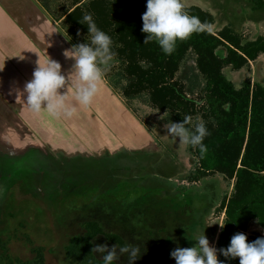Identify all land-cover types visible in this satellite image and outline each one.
Segmentation results:
<instances>
[{
  "label": "rangeland",
  "instance_id": "obj_1",
  "mask_svg": "<svg viewBox=\"0 0 264 264\" xmlns=\"http://www.w3.org/2000/svg\"><path fill=\"white\" fill-rule=\"evenodd\" d=\"M77 1L40 2H49L60 15ZM82 3L76 13L80 14L63 26L67 32L75 28L82 35L79 39L87 42V25L79 22L87 13L110 36L115 56L97 93L104 100L96 97L82 106L75 100L76 91L69 90L73 100L69 106L76 108L71 117L28 110V120L20 128L11 126L13 134L1 135L0 154L12 156L13 152L24 153L31 144L43 146L42 152L31 150L25 156L2 158L6 161L0 166L2 238L14 256L26 259L32 256L26 239L30 237L46 248L47 264H69L64 246L71 236L83 232L81 224L87 220H98L105 231L138 245L141 255L135 264H176L170 253L177 247H192L195 234L203 229L210 246L222 248L229 201L249 189L251 179H264V170L251 168L264 162V125L251 126L249 119L245 129L235 130L229 120L231 103H222L209 82L222 73L239 91L246 81L250 93L258 86L264 91V53L248 61L241 58L237 68L240 58L231 49L264 39V9L255 7L254 0H182L188 13L214 26L206 36L215 46L213 52L212 43L206 48L191 46L181 57L172 58L154 40L144 43L147 34L142 31V15L147 0ZM72 64L73 58L68 67ZM120 70L127 78L142 80L133 99L108 82ZM186 70L189 77L195 73L197 77L192 81L183 78ZM72 76L76 80L75 73ZM128 79L123 78V83ZM184 116L204 122L210 133L203 141L207 146L203 155L167 133L165 125L183 122ZM117 133L143 134L156 143H129ZM88 157L93 159L86 161ZM238 170H243L242 178ZM215 222L225 225L221 228ZM242 222L248 231L264 233L258 216L246 215ZM95 244L116 245L103 236L96 237ZM116 262L128 264L127 254Z\"/></svg>",
  "mask_w": 264,
  "mask_h": 264
},
{
  "label": "clouds",
  "instance_id": "obj_2",
  "mask_svg": "<svg viewBox=\"0 0 264 264\" xmlns=\"http://www.w3.org/2000/svg\"><path fill=\"white\" fill-rule=\"evenodd\" d=\"M142 21V31L147 34L144 43L154 40L166 55L174 52L178 41L188 39L193 33H212L214 30L211 23L190 15L182 0H147ZM79 22L87 25L89 39L85 43L74 44L70 51L76 76L75 100L79 105L88 106L98 93L115 53L110 36L97 27L90 14L85 13ZM67 52L65 56L69 57ZM65 84L66 76L59 62L51 58L44 63L38 60L32 79L24 84L22 92L33 112L46 110L53 117H71L76 108L69 106L67 93L60 91ZM165 127L168 135L179 138L181 144L199 149L201 155L207 151L203 141L210 133L199 119L193 122L191 116H184L183 122L169 121ZM215 223H219L221 228L225 225L223 222ZM193 241L192 247H177L170 253L176 264H224L218 259V252L228 259L239 258V264H264V237L249 242L246 234L236 233L227 248L216 249L210 246L203 229L195 234ZM92 252L100 254L102 264H115L123 254L128 256V264H135L141 255L140 247L130 243L116 244L111 248L107 244H95Z\"/></svg>",
  "mask_w": 264,
  "mask_h": 264
},
{
  "label": "trees",
  "instance_id": "obj_3",
  "mask_svg": "<svg viewBox=\"0 0 264 264\" xmlns=\"http://www.w3.org/2000/svg\"><path fill=\"white\" fill-rule=\"evenodd\" d=\"M82 2L83 0L75 2L72 8L63 14L58 15L54 13L55 10L53 13L57 18L60 19L65 16L63 23L67 21L73 22L74 19L72 20L71 17H76V15H79L80 13H76L81 11L82 7L85 5V3ZM254 2L255 7L264 9V0H254ZM44 3L48 10H51L52 12V8L49 3ZM68 34L75 44L86 42L85 38L79 39L82 37V35L79 31H76L75 28L70 29ZM206 34L209 33H193L188 39L178 41L174 52L170 54L169 57L172 56V58H179L184 55L186 49L191 46L200 45L201 47L206 48L205 46L210 43H212V45H210V49L213 52L215 45L206 36ZM237 48L242 52L241 54H239L238 50L235 48L231 49L232 52L237 54L240 58V61H237L238 63L236 64V67L240 68L241 58H243L245 61H248L249 59H255L260 52L264 53V39L259 38L257 40L251 41L246 46L239 45ZM176 62H178V60L173 61L174 64ZM189 74L190 73L188 70H186L182 76L187 80L191 79V81L197 77V74L195 73L193 76H191L193 78L192 79L189 77ZM126 76L127 75L120 70L113 77L108 76V82L118 92L124 94L128 98L133 99L136 90H139L138 86L142 83V80L138 77H128V79ZM123 78L128 79L126 84L123 83ZM136 84L138 85L135 88ZM209 88L216 91L218 90L217 92H214V94L221 97L222 103H231V115L229 116V120L232 122V124H234L235 130L246 127L249 119L251 126L257 125V127H262L264 125V112L261 111L262 106L264 108V91L260 92V89L263 90L261 86H258L256 90H253V92L250 93L251 85L246 81L243 89H241L240 92L235 88L233 83L226 78L224 74L220 73L215 78L211 79L209 82ZM188 91L193 92L192 87H189ZM261 96H263V98ZM229 133L233 132L229 131ZM214 140V138L209 139L207 142L212 144ZM252 166V170H264V162ZM232 167V171L234 172L236 165L233 164ZM237 174H239V178H242L243 170H238ZM250 182L252 184L250 183L251 186H249V189H246L245 191L242 190L238 198H233L229 201L227 207L229 220L225 225L220 237V243L223 245L222 248H227L229 246L234 231H237V227L243 226L241 222L246 215L258 216L260 218L261 224L264 225V179L253 178L250 180ZM81 226L83 228V232L71 236L64 246V252L69 264H102V257L100 258L92 252L94 247V239L98 236H103L109 242L114 244L123 245L125 243L124 238L120 234L105 231L98 220L84 221L82 222ZM26 239L31 245L32 256L24 259L19 256H14L10 252L9 242L5 241L0 234V264H47L46 248L42 245H36L30 237H27ZM115 264L119 263L115 261Z\"/></svg>",
  "mask_w": 264,
  "mask_h": 264
},
{
  "label": "crops",
  "instance_id": "obj_4",
  "mask_svg": "<svg viewBox=\"0 0 264 264\" xmlns=\"http://www.w3.org/2000/svg\"><path fill=\"white\" fill-rule=\"evenodd\" d=\"M40 1L0 0V127H3V129L0 128V140L1 135L13 134L11 126L19 127V124L23 123L22 121L28 120V110L33 113L22 91L24 84L32 79L38 60L44 63L51 58L59 62L62 66V73L66 76V85L60 91L67 94L69 90L73 94L76 91L75 80L72 76L75 73L73 64L68 67V61L71 60L70 51L75 42L63 26L65 16L61 19L57 18ZM65 52L70 58L65 56ZM96 97L99 96L96 94L94 98ZM99 99L103 101L104 97L101 96ZM69 101H73L70 95L68 103ZM31 125L33 127L35 124L31 123ZM38 133L44 135L42 129ZM117 135L120 139L137 145L139 142L144 146L156 143L152 137H149L147 141L143 134L132 136L131 134L121 133L119 135L117 133ZM142 140H146L147 143L144 141L142 143ZM45 142L49 146L53 145L51 141L45 140ZM42 147L39 144H31L22 154L13 152L10 156L7 153H1L0 158L25 156L31 150H43ZM105 148L103 146V150Z\"/></svg>",
  "mask_w": 264,
  "mask_h": 264
},
{
  "label": "flooded vegetation",
  "instance_id": "obj_5",
  "mask_svg": "<svg viewBox=\"0 0 264 264\" xmlns=\"http://www.w3.org/2000/svg\"><path fill=\"white\" fill-rule=\"evenodd\" d=\"M34 150H36V149H34ZM37 151L41 152L40 150H37ZM43 155L45 157L46 156H51V155H47V153L46 154H43ZM2 158H4V157H2ZM2 158L0 159V166L4 165L3 163H6V161H4V159H2ZM91 159H93V158L92 157H88L86 159V161H90ZM74 167L76 168V165H73V168ZM78 167L79 166H77V168ZM73 168H72V170H73ZM81 168H86V167L85 166L84 167L81 166ZM61 171H62L61 174H63V172H65L63 170H61ZM68 171H70V170H68ZM68 171H66V172H68ZM241 223L243 224V226L242 227H237L238 229H237V231H234L233 236L236 233H244V234H246L249 242H252V241L256 240L259 237H264V233H261L259 231H248L247 224L246 223H243V222H241ZM218 259L221 260V261H224V264H239V258H236V259H228V258H225L220 253H219Z\"/></svg>",
  "mask_w": 264,
  "mask_h": 264
}]
</instances>
